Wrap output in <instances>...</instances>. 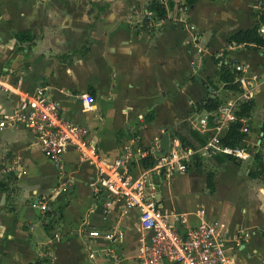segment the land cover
Segmentation results:
<instances>
[{"label": "crops", "instance_id": "obj_1", "mask_svg": "<svg viewBox=\"0 0 264 264\" xmlns=\"http://www.w3.org/2000/svg\"><path fill=\"white\" fill-rule=\"evenodd\" d=\"M158 1L166 9L163 19L150 8L152 0H0V72H14L9 82L18 91L44 87L60 115L92 131L101 154L111 159L126 150L156 151L164 132L170 142L180 143L178 136L189 128L207 139L211 130L195 129L205 113L196 111L197 103L213 96L224 103L236 93L219 81L214 60L222 57L232 68L247 64L257 80L239 146L249 156L197 157L186 172L158 179V196L179 231L194 226L203 209L208 220L226 228L231 254L242 264H254L264 253V48L223 50L232 34L252 26L264 0L255 1L246 28L240 27L245 22L239 15L241 0ZM17 33L29 39L18 41ZM22 59L32 62L27 67ZM20 70L23 79L17 83ZM82 94L93 97L90 110L83 109ZM16 102V94L0 89V121ZM135 161L131 169L137 175L143 161ZM50 163L55 166L26 127L0 128V264H98L84 249L97 241L112 253L105 252L101 264H137V211L123 217L114 206L105 212L104 193L88 186L94 169L81 163L76 151L64 154V172L56 166L51 170ZM207 173L213 176L212 191ZM65 181L69 190L48 198L47 211L32 205ZM177 196H191L190 206H180ZM191 204L198 209L187 208ZM180 214H186L185 223L176 220ZM112 229L123 234L116 242L82 236Z\"/></svg>", "mask_w": 264, "mask_h": 264}, {"label": "built area", "instance_id": "obj_2", "mask_svg": "<svg viewBox=\"0 0 264 264\" xmlns=\"http://www.w3.org/2000/svg\"><path fill=\"white\" fill-rule=\"evenodd\" d=\"M146 14L150 16L152 12ZM189 29L192 31L194 26L190 25ZM196 41L194 38L193 42L197 43ZM195 47L201 52L197 44ZM232 70L236 73L235 82L239 90L215 111H205L199 118L195 129L200 133L211 132L204 144L196 148L183 147L180 143L171 141L164 155H156L154 150L143 149L137 154L126 150L108 159L101 154L93 132L63 118L59 112V104L48 98L44 87L38 86L31 92L18 91L17 86L9 82L14 72H0V89L17 95L12 112L2 114L0 128L5 125L26 127L34 134L42 153L60 172H64V154L70 149L76 151L79 161L94 169L88 186L96 192L104 193L102 206L105 212H109L114 206L118 207L123 217L130 211H137L140 231L134 256L137 264H160L163 261L169 264H242L230 252L232 247L222 223L208 220L204 210L199 209L197 223L181 232L162 210L158 196V179L186 172L197 157L218 153L239 159L249 156V150L245 147L230 148L221 144L222 135L237 120L236 111L239 106L252 98V88L257 80V75L250 73L247 64L236 63ZM22 79L23 74L20 73L16 82L21 83ZM79 99L84 110L92 108L94 101L91 95L82 94ZM148 157L152 158V163L143 165V169L135 175L131 169L132 163L136 162V158L143 161ZM68 179L66 177L67 181ZM68 183L72 184L71 181ZM68 183L65 181L60 186L51 188L49 196L41 199L38 197L32 205L42 212L47 211V199H54L60 193L68 191L71 186ZM262 197L264 206V196ZM186 218V214H180L176 220L185 223ZM82 236L84 239L102 237L116 242L123 234L115 229L103 234L98 230H90ZM55 237L58 238L56 234ZM106 254H112L111 250L106 251ZM254 264H264V253Z\"/></svg>", "mask_w": 264, "mask_h": 264}, {"label": "trees", "instance_id": "obj_3", "mask_svg": "<svg viewBox=\"0 0 264 264\" xmlns=\"http://www.w3.org/2000/svg\"><path fill=\"white\" fill-rule=\"evenodd\" d=\"M196 0H186V4L190 5ZM150 8L156 12V16L159 19L166 17V9L164 5L158 0H152ZM257 19L252 24L250 28L239 30L232 34L228 40L226 48L223 50L225 54L228 47L233 45H242L244 47H253V48H264V4L258 10ZM16 39L18 41H24L26 38L29 39L27 33H17ZM218 66V79L224 84V88L231 91H238V86L235 82L236 73L232 70L230 62L224 63V58L220 57L214 60ZM221 101L217 96L207 97L205 100L197 103L196 111H207L213 112L220 105ZM253 101H247L239 106V109L236 111L237 120L231 123L228 129L221 137V144L226 147L235 148L240 145V142L245 137V121L251 116L253 110ZM180 144L183 147L196 148L199 145L204 144L206 137L200 135L197 131L189 128L188 132L185 135L180 134L178 136ZM225 159L234 160L235 158L231 155L222 154V156L217 157L216 161H223ZM152 163V158L148 157L146 160H143V165L148 166ZM212 173L206 174L207 187L212 191L214 184L212 182Z\"/></svg>", "mask_w": 264, "mask_h": 264}, {"label": "rangeland", "instance_id": "obj_4", "mask_svg": "<svg viewBox=\"0 0 264 264\" xmlns=\"http://www.w3.org/2000/svg\"><path fill=\"white\" fill-rule=\"evenodd\" d=\"M255 1L256 0H241L239 2V4L241 5L239 7V15L241 18H244L245 19V22L242 23L240 27H250L251 24H249L247 21H249L250 19H253V15L252 13L254 12V9L256 8V4H255ZM250 65V63H248ZM261 93H262V96L264 97V87L261 89ZM257 113H259L261 110L260 108H257L256 109ZM258 116L257 114L255 113V123L256 125L258 124ZM50 167H51V170H56V167L50 163ZM57 170H59L57 168ZM192 171V168L190 169ZM176 197V196H175ZM191 196H177L178 198V203L181 205H185V206H188V202H189V206H190V201H189V198ZM195 205L194 204H191V207H187V208H194ZM198 208H194V210H197ZM188 211V210H186ZM89 245V247H85L84 249L88 252V257L90 259H94L96 258L98 264H101V260L104 258V255H105V252H106V247H104V245H102V243L99 241H97L96 243H89L87 244V246ZM82 249V245H79V250L81 252V255L85 254V250ZM101 259V260H100ZM95 260V259H94Z\"/></svg>", "mask_w": 264, "mask_h": 264}, {"label": "water", "instance_id": "obj_5", "mask_svg": "<svg viewBox=\"0 0 264 264\" xmlns=\"http://www.w3.org/2000/svg\"><path fill=\"white\" fill-rule=\"evenodd\" d=\"M24 51H25V50H24ZM22 61H23V64H22V65L26 64L27 67L30 65V62H32V61H29V60H23V59H22ZM17 69H18V67L15 68V69H13V70H17ZM21 72H22V71L20 70V71L17 73V75L20 74ZM21 74H22V73H21ZM11 75H12V74H11ZM17 75L15 76L16 79H17ZM170 145H171V143H170V136H169L168 132H164V133L162 134L161 138H160L159 145H158V148H157V150H156V155H164V154L166 153V151H168Z\"/></svg>", "mask_w": 264, "mask_h": 264}]
</instances>
